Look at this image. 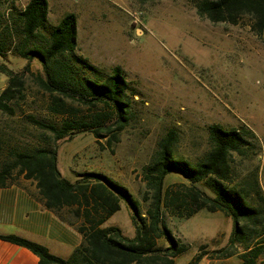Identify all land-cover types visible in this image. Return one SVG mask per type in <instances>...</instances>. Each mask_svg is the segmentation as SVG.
Masks as SVG:
<instances>
[{"label": "rangeland", "instance_id": "1", "mask_svg": "<svg viewBox=\"0 0 264 264\" xmlns=\"http://www.w3.org/2000/svg\"><path fill=\"white\" fill-rule=\"evenodd\" d=\"M47 1L45 25L25 44L20 12L27 0H3L0 5V65L18 71L29 63L22 94L8 102L14 112L0 109V164L12 161L14 149L49 141L50 132L30 122L29 114L58 123L64 117L49 110V95L36 82L35 74L44 73L39 58L23 57L17 48L43 43L51 27L72 11L77 17L74 51L105 73L114 65L122 67L129 83L131 109L129 123L112 149H102L88 131L59 143L57 165L61 174L74 181L78 171H102L128 187L144 214L150 192L143 169L154 158L158 141L168 129L176 131L173 154L196 163L211 146V124L225 128L246 125L254 136L247 135L249 143L242 153L231 152L228 184L246 189L248 201L263 208L255 188L264 196V40L253 31L249 15H242L235 23L213 22L197 13L198 0ZM7 80V71L0 69V91ZM78 109L80 116L86 115L82 105ZM15 175L16 179L23 177ZM175 182L187 180L172 171L165 176L164 186ZM198 185L203 187L202 182ZM131 214L128 201L120 199L119 209L102 225H115L124 235L133 236ZM163 219L186 244L174 264H187L201 248L210 252V247L225 246L233 229L230 216L206 208L187 217L164 209ZM249 234L248 244L263 240L264 221L252 226ZM158 243L165 241L159 239ZM245 243L238 242L236 248L244 249ZM257 262L264 264V251Z\"/></svg>", "mask_w": 264, "mask_h": 264}, {"label": "trees", "instance_id": "2", "mask_svg": "<svg viewBox=\"0 0 264 264\" xmlns=\"http://www.w3.org/2000/svg\"><path fill=\"white\" fill-rule=\"evenodd\" d=\"M196 9L200 16L213 22L235 23L247 14L253 31L264 40V0H198ZM47 14V0H27L20 12L23 44L38 35ZM76 45L77 17L69 11L51 27L43 43L32 48L23 45L17 48L23 57L39 58L44 73L35 74L36 82L49 95V110L64 117L58 123L28 115L30 122L50 132L49 141L32 148L14 149L12 161L0 164V186L17 180L15 174L35 180L45 206L55 210L63 208V215L70 216L82 233L83 242L69 257L63 258L51 253L45 245L16 234H0V237L31 249L38 255L40 264H174L186 244L168 228L163 219L164 209L174 216L187 217L206 208L230 216L233 229L225 246L210 252L201 248L187 264H199L206 253L210 257L231 255L237 251L238 242H246L239 253V264H258L257 258L264 251V239L248 244V238L252 226L262 225L264 206L251 204L247 199L248 191L243 187L228 184L231 152L242 153V148L249 143L247 135L254 136L246 125L225 128L219 123L211 124L208 129L211 146L196 163L173 154L176 131L168 129L158 141L154 158L143 169L150 192L144 214L139 200L128 187L102 171H78L74 181L61 174L57 165L59 143L78 132L88 131L102 149H112L130 120L129 83L122 67L114 65L111 72L105 73L87 57L77 54ZM0 69L8 73L7 83L0 91V109L12 114L13 106L8 102L22 94L29 63L18 71L5 64H1ZM80 105L86 110L84 116L78 114ZM172 171L181 173L187 182L164 186L165 176ZM255 192L264 202L258 187ZM120 199L127 200L131 207L133 236L124 235L115 225H102L119 209ZM159 239L165 243L159 244Z\"/></svg>", "mask_w": 264, "mask_h": 264}, {"label": "crops", "instance_id": "3", "mask_svg": "<svg viewBox=\"0 0 264 264\" xmlns=\"http://www.w3.org/2000/svg\"><path fill=\"white\" fill-rule=\"evenodd\" d=\"M62 212L63 208L55 210L45 206L32 178L22 177L0 186V234H16L43 244L51 253L67 258L83 242V235L76 228V223H72L71 217ZM222 246L220 244L210 249ZM243 250L238 246L235 253L219 257H210L206 253L199 264H216L222 260L239 264V253ZM0 264L40 263L38 255L28 247L0 237Z\"/></svg>", "mask_w": 264, "mask_h": 264}]
</instances>
